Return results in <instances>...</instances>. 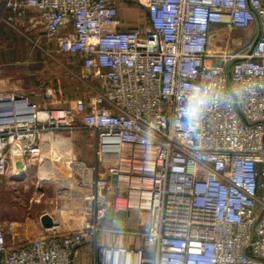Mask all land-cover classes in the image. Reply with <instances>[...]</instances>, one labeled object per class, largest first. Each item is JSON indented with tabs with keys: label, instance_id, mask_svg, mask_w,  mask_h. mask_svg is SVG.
<instances>
[{
	"label": "built area",
	"instance_id": "1",
	"mask_svg": "<svg viewBox=\"0 0 264 264\" xmlns=\"http://www.w3.org/2000/svg\"><path fill=\"white\" fill-rule=\"evenodd\" d=\"M139 2L135 27L120 0H0V21L39 29L79 81L44 102L0 89V187L62 154L83 221L17 243L0 218V264H79L85 244L86 264H264V0ZM219 27L253 37L230 45ZM119 211L148 227H116Z\"/></svg>",
	"mask_w": 264,
	"mask_h": 264
},
{
	"label": "crops",
	"instance_id": "2",
	"mask_svg": "<svg viewBox=\"0 0 264 264\" xmlns=\"http://www.w3.org/2000/svg\"><path fill=\"white\" fill-rule=\"evenodd\" d=\"M120 10L122 18L128 21L131 26L135 27L143 21L145 16V9L139 0H120ZM28 13L29 15H34L37 12L34 9H30ZM26 31L30 32L33 38L31 39L28 37L27 40L30 41L24 39L21 42V31L15 30L4 21H0V89L29 92L37 102H44L47 99L45 92L48 89L56 90V96L58 97L65 96L74 90L75 85L79 83L78 79L65 71L63 66L59 63L61 60L65 64H68L66 62L68 56L60 55L59 61L56 60V57L54 59L48 52L51 50V52L57 55L54 50L56 46L52 43H47L39 29L27 26ZM219 31L221 34V32L225 31V28L219 27L218 32ZM241 38L235 39V43L237 44L240 42ZM36 39L39 40V46L33 43V40ZM75 59L77 60V58ZM74 69L77 70V66H75ZM26 179H28V176ZM57 179L58 183L62 184L59 178ZM24 181L17 182L14 188H4V191L12 190L13 194H18L20 190L23 189L22 185H27ZM62 186L63 185H61V187ZM26 188L31 189L28 186H26ZM32 190L39 192V196L37 194L33 195V197H37L36 202L44 201L41 203L42 206L39 210H37V220H29L28 227L17 228L14 232L11 231V229H13L11 225L15 222L12 220H9L10 222L5 220L7 222V233L10 241L18 243L48 233L49 230L44 228L40 221V217L44 213H49L53 217L55 224L61 225L62 231L72 232L81 228L83 225L82 219L77 215V212L74 213L70 204L66 202V199L64 201L63 194L59 196L60 198H57L56 193L58 190L44 189L43 185L40 183L34 184ZM32 190H30V192ZM41 195L45 197L44 200H42L43 197ZM62 200L63 204H61ZM1 208H5V203L4 201L2 202V200ZM139 214L145 216V220L139 225L140 228L142 227L145 229L148 227V215L143 212L133 211L127 215L126 220L117 221L115 225L119 224L124 227L126 225L129 226V224L134 225L136 221L133 220L129 222V218L131 215ZM103 238L106 240L108 235L103 236ZM87 248V244L80 246L76 256L78 254V258H80L82 256L81 252L85 251Z\"/></svg>",
	"mask_w": 264,
	"mask_h": 264
},
{
	"label": "rangeland",
	"instance_id": "3",
	"mask_svg": "<svg viewBox=\"0 0 264 264\" xmlns=\"http://www.w3.org/2000/svg\"><path fill=\"white\" fill-rule=\"evenodd\" d=\"M26 28L27 27L22 28V31H21L22 35H20L21 42L24 39L27 40L28 37L31 39L33 38L31 37L32 34L26 31ZM221 34L223 35L224 40L227 39L230 41V45L234 43L235 39H238V38L240 39L241 37H244V42H245L246 39H251L253 37V32L251 30H245V29H238L233 34L231 33L228 34L227 31L225 30L221 32ZM27 41H30V40H27ZM49 53L53 55L54 57H56L57 60L59 61L60 55L58 54L54 55V52H51V50ZM61 62L64 63L63 61ZM66 62L68 63L67 65H69L73 63V60L72 58L67 57ZM63 68L65 71H67L65 67ZM73 137H74V140H73L74 141L73 142L74 151L80 152L79 156L81 159H85L88 162H92L93 160V154H92L93 139L92 137L87 132H75L73 134ZM43 159H44V163L48 164V167H49L48 170H45L44 171L45 174H42L40 173L38 169V162L34 164L32 169L29 170L28 179L24 181L27 185L25 184L22 185L23 189L20 190V193L13 194L12 190L4 191V187L2 186L0 187V218L7 220V221L12 220L15 222L13 225H11V227L13 228L11 229L12 232H14V230H17V228L28 227V221L31 219L37 220V210H39V208L42 206L41 203L44 201H41V202L38 201L40 202L38 203L36 202L37 197L35 196L33 197V195L35 194L38 195L39 193L38 191L32 190V188L34 187V184L40 183L43 185L44 189L47 188L51 190H58L57 191L58 194L56 193L57 198H60L59 196H62L63 194L64 201L65 199H67L68 184L70 183V181H74V180L72 179V171H71L70 166H68L67 164L65 156L60 154L56 158L50 157V159H48L46 157ZM57 178H59V181L62 182V184L58 183ZM19 182H23V181H19ZM61 185L63 186L61 187ZM26 186L30 187L31 189H27ZM30 190L32 191L30 192ZM48 194H49V191H48ZM41 196L43 197L42 200H44L45 197L43 195ZM1 200L2 202L4 201L5 203L4 209L1 208ZM38 200H41V199H38ZM61 204H63V200ZM133 220L136 221L135 222V224L137 223L136 226L135 224L134 225L129 224V226L126 225L125 227L119 224L115 226L120 227V228H130L134 230L143 229L142 227L140 228L139 225L141 222L145 220L144 215H141V214L131 215V217L129 218V222ZM113 239H114L113 236L109 235L108 238H106L105 242L108 244H111L113 243L112 242ZM26 241L27 240H24L22 241V243ZM86 250H85L86 252L84 253V255L78 258L77 262L79 264L89 263L88 261H90L91 258L88 257V255H90L91 251H90V248H87Z\"/></svg>",
	"mask_w": 264,
	"mask_h": 264
},
{
	"label": "water",
	"instance_id": "4",
	"mask_svg": "<svg viewBox=\"0 0 264 264\" xmlns=\"http://www.w3.org/2000/svg\"><path fill=\"white\" fill-rule=\"evenodd\" d=\"M17 167L18 168H22L23 167L22 161H17ZM129 214L130 213L128 212L127 215H129ZM124 215L125 214H124L123 211H119V212H116L115 218L117 220H123L124 219ZM40 221H41V224L43 225L44 228H50L53 225H55L53 217L49 213L42 214L41 217H40Z\"/></svg>",
	"mask_w": 264,
	"mask_h": 264
},
{
	"label": "bare ground",
	"instance_id": "5",
	"mask_svg": "<svg viewBox=\"0 0 264 264\" xmlns=\"http://www.w3.org/2000/svg\"><path fill=\"white\" fill-rule=\"evenodd\" d=\"M43 163H44V161H43Z\"/></svg>",
	"mask_w": 264,
	"mask_h": 264
}]
</instances>
